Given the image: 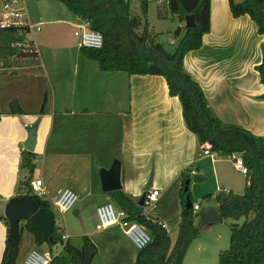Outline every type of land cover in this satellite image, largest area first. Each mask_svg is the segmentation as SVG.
<instances>
[{"label":"crops","instance_id":"0c3cea01","mask_svg":"<svg viewBox=\"0 0 264 264\" xmlns=\"http://www.w3.org/2000/svg\"><path fill=\"white\" fill-rule=\"evenodd\" d=\"M36 1L43 8L36 25L48 24L49 35L63 28L59 25L73 27L74 31L82 25L83 20L64 3ZM25 14L24 20L32 25L28 6ZM178 26H185V21L178 20ZM263 41L249 15L234 17L229 0H211V29L203 36L202 46L185 55L184 68L202 86L222 123L244 127L264 138V85L256 68L262 62ZM76 54L72 77L68 78L37 63L16 72L0 69V264L9 234V223L2 217L5 205L10 198L26 192L24 182L29 177L43 180V197L54 207V199L65 188L88 200L90 210L75 205L73 219L64 216L72 209L61 213L56 207L63 215L62 224L56 219V225L71 243L79 239L80 244L74 243L82 245L84 235L95 242L98 251L91 264L136 261L139 249L124 228L120 224L102 226L97 216L101 204L112 202L120 207L111 196L114 191H122L138 202L145 193L159 189L154 203L157 211H144L164 223L174 241L183 208L184 171L192 175L190 183L196 175L212 177L215 190L210 193L214 198L219 191L245 190L246 175L243 183L238 172L243 173L235 167L232 156L204 154L197 136L185 123L179 98L170 95L163 76L102 71L99 64L82 59L80 44ZM14 100L23 113L12 112ZM35 123L36 156L31 173L23 165L27 150L24 142L27 127ZM115 161L121 164V188L104 191L101 170ZM209 171L212 175H207ZM196 203L200 205L195 211L200 220L197 213L203 210L200 202L195 200L193 205ZM73 222L78 229L72 227ZM33 249L49 250L47 243L38 245L24 225L16 264H22Z\"/></svg>","mask_w":264,"mask_h":264},{"label":"trees","instance_id":"16d2710c","mask_svg":"<svg viewBox=\"0 0 264 264\" xmlns=\"http://www.w3.org/2000/svg\"><path fill=\"white\" fill-rule=\"evenodd\" d=\"M65 4L82 20H88L91 27L103 34L101 48L81 47V52L89 59L96 60L102 71H123L130 75H160L167 82L171 96L178 97L182 105L185 123L198 138L202 148H208L221 156L240 154L248 168L246 186L243 193L232 190L215 194L218 210L224 218L244 217L242 225L231 226L230 246L219 253L218 264H262L264 263V138L256 136L244 127L227 125L214 114L202 86L185 70V55L199 49L203 36L211 29V0H167V8L172 18L181 22L193 15L196 27L178 26L174 34L180 37L173 50H168L157 40L158 33L148 21V0L141 1L142 15L131 12L127 0H57ZM234 17L249 15L256 23L258 32L264 36V0H229ZM28 26H0V64L3 68H14L18 60L39 58V52L28 40ZM262 62L256 67L264 85V41ZM16 72V70H12ZM264 98V94L261 96ZM14 113H23L17 101L11 102ZM44 111V110H43ZM24 166L32 173L36 153L25 151ZM181 198L183 208L178 223V233L173 241L167 227L157 217L145 213L144 206L138 205L132 196L122 191L111 193L117 204L126 211L127 220L144 226L151 234V242L139 249L135 264H184L191 242L199 237L200 230L195 224L194 207H186L190 190L184 189L186 180L192 175L183 172ZM204 180V176H194ZM31 178L25 182V193L31 194L40 207L52 208L48 199L35 195L30 186ZM23 194V193H22ZM5 220L7 218L2 216ZM27 226L34 234L38 245L47 243L53 254L49 264H91L98 247L87 235L83 236L80 247L69 240L64 242V254L53 253L54 245L62 241L61 228L56 225L53 238L56 244L45 241ZM19 246L6 243L1 264H16Z\"/></svg>","mask_w":264,"mask_h":264},{"label":"rangeland","instance_id":"374dc122","mask_svg":"<svg viewBox=\"0 0 264 264\" xmlns=\"http://www.w3.org/2000/svg\"><path fill=\"white\" fill-rule=\"evenodd\" d=\"M26 7L29 9V22L34 26L38 24L40 13L43 12V8L38 4L36 0H24ZM156 2H149L150 6V17L148 21L152 27L156 28L158 32L157 40L163 42L165 47L168 50L174 49V43H170V40L176 41L178 38L174 34V30L177 28L178 19H172V16L168 10L167 15L165 14L166 5H160ZM131 10L133 14L142 15L141 10V1L140 0H131L130 3ZM161 16V17H160ZM42 30H37L33 28L28 33V38L30 40H35L36 48L38 49L40 56L37 59L32 60H18L14 65H17L14 68H6L7 70H19L22 67H26V65L32 64H41L45 66L46 70H52L56 73H64L65 77H72V71L75 64L76 53H77V45L80 44L78 38L74 35V28L70 26L59 25V27H63L62 29H58V33L55 35H49V27L48 24H40ZM82 59L85 61H89L92 65H98V62L92 59H89L85 56H82ZM74 62V63H73ZM3 64H0V69H2ZM209 170V169H207ZM211 170V166H210ZM207 175H212L211 171L207 173ZM238 175H241L240 181L244 178V174L238 172ZM213 178L208 176L206 179L198 181L195 180L193 183H189V190L192 195V199L195 202H200L203 211L218 206V202L214 198L213 192L215 190ZM245 178L243 179V183ZM241 193H243L244 189H241ZM79 199L75 204L76 207L80 205L85 210H90L87 207L88 200ZM115 205V204H114ZM116 206V205H115ZM75 207V206H74ZM117 207V206H116ZM118 208V207H117ZM146 211L150 213L156 212L155 204H151L148 206H144ZM171 212V207H169ZM56 216L57 223L62 224L63 215L56 209V207L52 206L51 208ZM75 208L72 209L69 213H67L66 217H70L73 219ZM166 209L164 208V212ZM199 212V211H198ZM201 212V211H200ZM245 218L240 217L235 219L234 217L224 218L223 222L211 223L208 225H202L201 219H195V224L200 230V235L196 239H194L188 249L187 255L184 260V264H218L219 262V253L221 250H226L230 246V235H231V226L234 223H238L242 225ZM72 227L78 229L79 225L76 222L72 223ZM172 231V229L170 230ZM74 240V239H73ZM74 242L80 244L81 240H74L72 243L75 246ZM79 245L78 247H80ZM53 253L64 254V249L61 243L54 245Z\"/></svg>","mask_w":264,"mask_h":264},{"label":"built area","instance_id":"2783aa9c","mask_svg":"<svg viewBox=\"0 0 264 264\" xmlns=\"http://www.w3.org/2000/svg\"><path fill=\"white\" fill-rule=\"evenodd\" d=\"M131 1V0H127ZM150 2H156L160 5H166L167 0H148ZM26 6L24 0H0V26H21L26 25L29 28H35L40 30V25H30L24 20ZM74 35L78 38L80 46L89 48H101L103 46V34L91 27V23L88 20H83L82 25L74 31ZM173 43V41L171 42ZM204 154L215 157V154L208 148H202ZM233 163L235 167L243 174L247 175L248 168L244 163L243 157L240 154H234ZM32 192L35 195L43 197L45 195V189L43 186V180L41 178H34L30 181ZM159 189H152L145 193V205H151L157 202L159 198ZM79 195L72 188H65L54 199V204L61 213H65L71 210L77 201ZM194 210L200 208L199 204L193 205ZM98 219L102 226H109L113 224H120L131 242L138 248L142 249L146 247L152 240L150 232L141 224L135 221L127 220V213L120 207H116L114 203L107 202L101 204L96 209ZM164 227L166 225L162 223ZM67 235H62V241L59 242L64 246V242L67 240ZM53 254L49 251H40L33 249L24 259L22 264H49L52 260Z\"/></svg>","mask_w":264,"mask_h":264},{"label":"water","instance_id":"95a60500","mask_svg":"<svg viewBox=\"0 0 264 264\" xmlns=\"http://www.w3.org/2000/svg\"><path fill=\"white\" fill-rule=\"evenodd\" d=\"M185 27H196L193 15L185 18ZM37 126L27 127L28 136L24 146L28 151H34L37 140ZM101 179L104 191L118 190L121 188V164L115 161L110 168L101 170ZM190 180H186L185 190L189 189ZM138 205H145V194L137 202ZM186 207H193L189 196L186 198ZM201 219L202 225L223 222L224 216L218 209H208L197 213ZM4 215L9 223V234L7 242L12 246H19L21 240V223L29 224V227L38 233L45 241L56 244L53 238V232L56 226V216L54 211L49 207H40L35 198L28 193H23L12 197L5 205ZM264 264V263H262Z\"/></svg>","mask_w":264,"mask_h":264}]
</instances>
